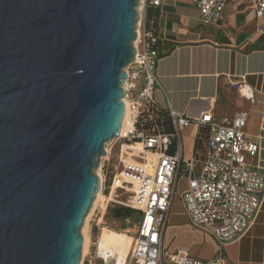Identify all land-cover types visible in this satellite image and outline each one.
<instances>
[{
	"label": "water",
	"instance_id": "1",
	"mask_svg": "<svg viewBox=\"0 0 264 264\" xmlns=\"http://www.w3.org/2000/svg\"><path fill=\"white\" fill-rule=\"evenodd\" d=\"M141 5L0 0V264L81 263Z\"/></svg>",
	"mask_w": 264,
	"mask_h": 264
},
{
	"label": "built area",
	"instance_id": "2",
	"mask_svg": "<svg viewBox=\"0 0 264 264\" xmlns=\"http://www.w3.org/2000/svg\"><path fill=\"white\" fill-rule=\"evenodd\" d=\"M230 1L196 0L203 24L217 25ZM234 1L247 3L257 17H264V0ZM141 2L133 41L135 58L125 69L128 78L123 85L131 124L116 139L122 143L121 170L115 179L120 176L123 182L117 189L131 193L127 202L121 203L141 212L123 264H227L222 255L224 246L246 235L264 210L261 143L246 131L249 114L245 110L223 119H217L211 111L190 118L169 106L165 110L173 130H165L154 98L155 88L160 85L156 64L162 56L161 38L143 18L148 6L159 7L163 0ZM232 85L241 94L242 87L247 86L243 82ZM249 89L252 95L245 97L252 99L253 91ZM191 124L198 130L206 128V142L200 156L185 159L181 134ZM104 167L101 163V169ZM101 175L103 191L107 179L103 170ZM181 176L187 181L180 196L187 223L218 245L219 253L211 259L193 256L185 249L171 252L166 246L169 214ZM97 258L104 264L115 259L111 252L106 256L97 253ZM96 263L91 257L83 262Z\"/></svg>",
	"mask_w": 264,
	"mask_h": 264
},
{
	"label": "crops",
	"instance_id": "3",
	"mask_svg": "<svg viewBox=\"0 0 264 264\" xmlns=\"http://www.w3.org/2000/svg\"><path fill=\"white\" fill-rule=\"evenodd\" d=\"M143 18L161 38L162 56L156 64L160 85L154 91L157 105L163 109L171 106L190 118L211 111L217 119H223L247 111L246 131L251 138L259 139L264 165V17H257L247 3L232 0L217 25H205L196 0H163L159 7L148 6ZM234 82L250 87L252 99L241 95L234 105L229 103ZM181 137L185 159L201 155L206 128L198 130L191 124ZM104 168L107 179L108 170ZM107 188L106 181L102 194ZM137 213L139 217L134 214L133 219L138 225L141 212ZM166 237L171 252L185 249L202 259L219 253L212 238L186 221L169 224ZM222 255L227 264H264V210L246 235L224 246Z\"/></svg>",
	"mask_w": 264,
	"mask_h": 264
},
{
	"label": "rangeland",
	"instance_id": "4",
	"mask_svg": "<svg viewBox=\"0 0 264 264\" xmlns=\"http://www.w3.org/2000/svg\"><path fill=\"white\" fill-rule=\"evenodd\" d=\"M231 97L229 98V103L233 104L236 100L239 99V96L242 94L239 92L237 87H232L231 89ZM243 96V95H242ZM245 98V96H243ZM117 139V138H116ZM114 139L112 142L105 144L104 149L107 151L106 156H102V161H100V165L97 170L100 168V172L102 174L101 163H103L107 170V190L104 191V195L101 193V196L96 203L95 209L92 212L90 218L88 219V227L87 234L89 237V242L87 246V250L83 259L93 258L97 260L96 264H104L100 258L96 259L97 253L100 254V251H103L102 248V234L104 230H116L119 232H125L133 237L134 232L136 230L137 222L133 218L129 219H116L113 216V209L116 207H127L123 205L121 202H127L130 198L131 193L126 189H117L118 185L116 184L117 178L115 179V175L119 173L121 170L120 166V156H121V140ZM96 170V171H97ZM183 173V172H182ZM103 177V176H102ZM115 180V181H114ZM187 181L184 176H182L179 180L178 191L174 195L169 224H184L187 222V217L184 212V207L181 202L180 196L182 191L186 188ZM136 217H139V213H136ZM126 229V230H125ZM168 234V233H167ZM84 235V234H83ZM177 241V240H176ZM175 241V242H176ZM167 243V237L165 240ZM98 245V247H97ZM82 262V263H83Z\"/></svg>",
	"mask_w": 264,
	"mask_h": 264
},
{
	"label": "bare ground",
	"instance_id": "5",
	"mask_svg": "<svg viewBox=\"0 0 264 264\" xmlns=\"http://www.w3.org/2000/svg\"><path fill=\"white\" fill-rule=\"evenodd\" d=\"M241 92H242L243 96H246V95L251 96L252 95V92L250 91L248 86H243L241 89ZM125 108H126V112H125V116H124V120H123V124H122L121 133H126L130 127V124H131L127 103H126ZM97 173L99 174V176L101 178V182H102L103 177L101 175L100 168L97 170ZM116 184L118 186L123 184L120 176L117 177ZM100 192H101V188L99 189V191L96 195V198H95V200H94V202L90 208V211H89L87 218H86V222H85L84 227H83L84 244H83L82 261L80 264H83L82 262H83V259H84V256H85V253L87 250L88 242H89V237L87 234V227L89 225L88 219L90 218L92 212L94 211L96 203L98 202L99 199H101L100 198V196H101ZM127 232L128 231L119 232V231H116L113 229L112 230H104V232L102 234V238H101V241L103 243L102 244L103 251H100L99 255L106 256L109 252H111V254L115 257V259L113 261H108V263H110V264H123V262L125 261L128 253H129L132 241H133V237L130 236Z\"/></svg>",
	"mask_w": 264,
	"mask_h": 264
},
{
	"label": "trees",
	"instance_id": "6",
	"mask_svg": "<svg viewBox=\"0 0 264 264\" xmlns=\"http://www.w3.org/2000/svg\"><path fill=\"white\" fill-rule=\"evenodd\" d=\"M160 115L163 119L161 123L165 126L166 131H172L173 126L171 124V119L169 117V114L167 110L160 108ZM137 213V210L130 208V207H116L113 209V216L116 219H127V218H133L134 214Z\"/></svg>",
	"mask_w": 264,
	"mask_h": 264
}]
</instances>
